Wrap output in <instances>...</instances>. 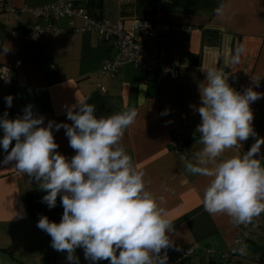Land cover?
I'll return each mask as SVG.
<instances>
[{"label": "crops", "instance_id": "crops-1", "mask_svg": "<svg viewBox=\"0 0 264 264\" xmlns=\"http://www.w3.org/2000/svg\"><path fill=\"white\" fill-rule=\"evenodd\" d=\"M57 1L83 6L89 2L0 0V46L10 47L0 56V66L9 70L8 80L0 82V116L7 111L8 118L14 119L31 104L34 115L44 117V125L48 121L71 125L67 107L81 99L95 105L97 117L135 107L139 115L125 130L120 144L144 173L147 190L158 200L164 198L161 207L174 223L170 236L176 246L167 249L171 257L168 264H220V254L249 222L237 224L225 214L210 215L204 210L202 195L209 178L194 175L185 167L196 163V154L203 147L196 132L201 117L190 105H200L198 86L204 83L210 67L223 68L230 86L241 93L248 87L264 93V0H129L126 4L99 0L94 16L121 22L128 32L132 31V21L143 13L159 10L161 21L172 33L162 37L155 48L163 54L162 63L174 70L173 77L165 72L148 76L143 68L131 65L114 76H101L102 62L116 52L94 32L49 33L40 47L25 44V27L46 25L26 10ZM55 25L65 30L67 20H58ZM74 25L81 29L82 21L75 19ZM238 48L244 49L240 62L231 65L230 57ZM7 95L13 96L10 108L4 100ZM250 108L256 136L241 142L239 154L247 152L256 139L264 138V96ZM166 109L168 114L162 115ZM53 135L59 145L55 151L71 159L75 150L69 146L65 130L53 128ZM172 141L179 154L170 147ZM14 144L12 141L9 151ZM234 154L236 150H228L223 156ZM5 155L0 148V160ZM257 158H264V144ZM17 171L14 162L0 165V264H74L67 260L66 252L51 247V237L27 216L22 196L40 182L21 172L17 175ZM185 250L191 253L184 256ZM74 255L79 264H91L82 248ZM247 259H252L251 263ZM249 263L264 264V231L256 232L241 246L232 264Z\"/></svg>", "mask_w": 264, "mask_h": 264}, {"label": "clouds", "instance_id": "clouds-1", "mask_svg": "<svg viewBox=\"0 0 264 264\" xmlns=\"http://www.w3.org/2000/svg\"><path fill=\"white\" fill-rule=\"evenodd\" d=\"M0 49V56L10 51L9 46ZM243 51L236 49L231 65L240 62ZM205 72L204 83L198 86L201 103L190 105L201 117L196 132L203 147L196 154V163L185 167L209 178L202 195L206 212L225 214L237 224L248 223L264 213V158H257L264 138L256 139L243 154L239 149L241 142L256 136L250 104L264 93L252 87L237 91L223 68L210 67ZM4 100L10 108L13 96ZM167 114L166 109L162 115ZM138 115L133 107L97 117L95 105L85 98L67 107L71 125L54 121L44 125V117L34 115L31 104L24 107L22 116L9 119L7 111L0 116V148L6 153L0 165L14 162L15 169L40 182L46 192L41 202L49 209L60 196V222L42 215L37 227L51 237V247L66 252L67 260L74 264H79L74 255L77 248L83 249L91 264L101 260L168 264L167 249L176 247L170 236L174 223L161 207L164 198L158 200L147 190L144 173L120 144ZM53 128L65 130L69 146L75 150L71 159L55 151L59 145ZM12 141L15 144L9 151ZM228 150L237 154L224 157Z\"/></svg>", "mask_w": 264, "mask_h": 264}, {"label": "built area", "instance_id": "built-area-1", "mask_svg": "<svg viewBox=\"0 0 264 264\" xmlns=\"http://www.w3.org/2000/svg\"><path fill=\"white\" fill-rule=\"evenodd\" d=\"M119 4H126L129 0H118ZM27 13L35 20L45 22L46 25H29L23 30L25 44L40 47L46 34L54 36L71 35L79 32H94L100 39L110 42L115 50V55L110 60L102 62L100 67L101 76H114L118 71L131 65L134 69L143 68L148 76L156 72L169 73L172 77L174 70L171 66L162 63L163 54L155 48L158 41L172 33V29L161 21L158 9L145 12L139 18L132 21V31L124 29L121 22L111 23L108 20L97 19L92 16L86 6L76 5L72 2L57 1L41 7L30 8ZM14 13V11H12ZM67 20V29L60 30L55 23L58 20ZM82 21V28L74 25V20ZM9 70L0 66V82L8 80ZM99 89L100 86H97ZM22 116V115H21ZM170 147L179 154L174 141ZM20 174L19 171L16 172ZM264 231V213L254 217L248 226L238 230L237 235L226 246L225 251L220 254V264H232L238 252L244 244L248 243L256 232ZM191 250H185L184 256L189 255ZM213 254L212 250L207 251ZM163 254V252L161 253ZM168 255V262L171 260ZM178 263L179 260L175 259Z\"/></svg>", "mask_w": 264, "mask_h": 264}, {"label": "trees", "instance_id": "trees-1", "mask_svg": "<svg viewBox=\"0 0 264 264\" xmlns=\"http://www.w3.org/2000/svg\"><path fill=\"white\" fill-rule=\"evenodd\" d=\"M98 1L99 0H89V2L86 3V7L92 16H94L93 12L98 7ZM44 195H46V192L36 186L30 192L22 196V203L27 216L34 223H37L42 215L47 216L50 221L59 223L63 213V207L60 204V196H57V205L49 209L45 203L41 202Z\"/></svg>", "mask_w": 264, "mask_h": 264}, {"label": "rangeland", "instance_id": "rangeland-1", "mask_svg": "<svg viewBox=\"0 0 264 264\" xmlns=\"http://www.w3.org/2000/svg\"><path fill=\"white\" fill-rule=\"evenodd\" d=\"M251 260H252V259H251ZM251 260L247 259L246 262L249 261V262L251 263ZM250 263H249V264H250Z\"/></svg>", "mask_w": 264, "mask_h": 264}]
</instances>
